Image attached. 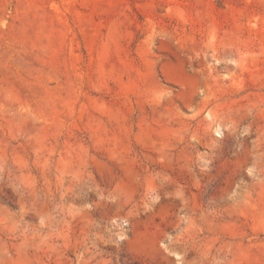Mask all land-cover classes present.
<instances>
[{"label":"rangeland","instance_id":"obj_1","mask_svg":"<svg viewBox=\"0 0 264 264\" xmlns=\"http://www.w3.org/2000/svg\"><path fill=\"white\" fill-rule=\"evenodd\" d=\"M0 264H264V0H0Z\"/></svg>","mask_w":264,"mask_h":264},{"label":"bare ground","instance_id":"obj_2","mask_svg":"<svg viewBox=\"0 0 264 264\" xmlns=\"http://www.w3.org/2000/svg\"><path fill=\"white\" fill-rule=\"evenodd\" d=\"M41 83V82H40ZM37 94V93H36Z\"/></svg>","mask_w":264,"mask_h":264}]
</instances>
